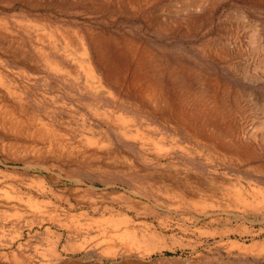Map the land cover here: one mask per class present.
<instances>
[{
	"label": "rangeland",
	"instance_id": "1",
	"mask_svg": "<svg viewBox=\"0 0 264 264\" xmlns=\"http://www.w3.org/2000/svg\"><path fill=\"white\" fill-rule=\"evenodd\" d=\"M0 264H264V0H0Z\"/></svg>",
	"mask_w": 264,
	"mask_h": 264
},
{
	"label": "bare ground",
	"instance_id": "2",
	"mask_svg": "<svg viewBox=\"0 0 264 264\" xmlns=\"http://www.w3.org/2000/svg\"><path fill=\"white\" fill-rule=\"evenodd\" d=\"M20 110H21V109H20ZM105 115H106V114H105ZM106 117H107V116H105L104 118H106ZM108 117H109V115H108ZM108 117H107V118H108ZM110 117H111V116H110ZM110 117H109V118H110ZM117 118H118V117H117ZM118 119H119V118H118ZM132 138L137 139V140L139 139L137 134H134ZM140 138H141V137H140ZM142 139H143V138H142ZM141 141H142V140H141ZM126 192H127V191H126ZM126 192H125V193H126ZM182 198H183V197H182Z\"/></svg>",
	"mask_w": 264,
	"mask_h": 264
}]
</instances>
